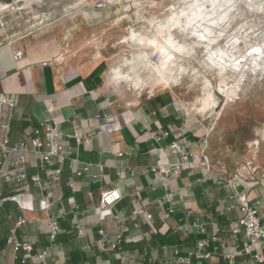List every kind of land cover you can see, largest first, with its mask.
<instances>
[{"label": "crops", "instance_id": "0c3cea01", "mask_svg": "<svg viewBox=\"0 0 264 264\" xmlns=\"http://www.w3.org/2000/svg\"><path fill=\"white\" fill-rule=\"evenodd\" d=\"M9 1L0 0V93L17 97L13 109H4L10 141L24 142L42 121H49L59 127L78 161L67 160L45 191L32 186V209H23L12 198L20 193L18 186L0 183V264H22L25 256L21 251L15 257L6 243L12 228L17 239L34 246L35 254L49 248L46 258L31 256L25 264H182L175 250L185 254L207 239L206 250L216 249L214 258H192L190 264H257L253 255L262 248L251 244L244 232L231 231L241 212L225 183L200 168H186L171 178L154 168L180 160L182 155L169 147L181 142L185 151L204 153L212 163L225 166L229 177L236 171L247 174L249 163L258 169V178L264 171L259 118L234 101L221 112L200 113L172 88L142 89L132 83H142L139 74L137 81H128L129 74L122 73L127 66L114 67L124 43L117 26L124 16L111 4L98 8L74 3L69 10L64 4L37 28L14 36L5 4ZM17 49L25 52L20 60L13 57ZM149 56L142 54L146 62ZM109 122L113 130L104 131ZM76 133H83L85 140L77 143ZM83 163L91 166L77 176ZM28 173L50 179L32 154ZM110 188L119 189L122 199L110 213H99L101 192ZM240 190L258 202L264 219L263 186L245 182ZM20 217L25 222L17 227ZM52 217L60 226L54 241ZM196 220L205 224L206 233L178 229ZM101 230L112 237L122 232V250H103ZM213 234L218 241L210 240ZM228 254H235L234 260Z\"/></svg>", "mask_w": 264, "mask_h": 264}, {"label": "rangeland", "instance_id": "374dc122", "mask_svg": "<svg viewBox=\"0 0 264 264\" xmlns=\"http://www.w3.org/2000/svg\"><path fill=\"white\" fill-rule=\"evenodd\" d=\"M104 1L119 9L118 15L124 16L123 21L117 25L124 37V43L118 48L119 56L116 57L117 62L114 67L125 65L127 67L122 70L123 74L128 73L133 80L142 81V83L132 82L133 84L142 86V89L146 90L172 88L180 99L188 102L195 111L200 113L218 111L213 107L203 108L204 99L210 91L231 87L230 92L237 95L234 102L238 103L240 109L249 111L253 117L259 118L257 125L264 130V65L249 64L239 76L233 75L230 71L222 72L219 66L209 61L208 53L203 48L196 47L192 50L191 47L195 44L194 38L188 35L186 27L174 25V21L179 19L182 21L181 25H184L186 19L183 18L188 13L199 11L195 0ZM74 3L86 4L84 0H10L5 4H8L10 13L8 21L11 22L13 18V22L10 23L13 25V35L18 36L37 28L41 25L40 21L47 16L56 15L64 4L69 10L73 8L69 6ZM202 3L207 4L205 10L211 8L204 0ZM203 10L201 11L205 12ZM241 10L243 16L239 20L243 27L238 34L241 38L237 44L239 52H235L236 55L243 54L247 47L254 43L264 49V0H245ZM170 34L185 47L175 51L176 64L172 66L174 67L172 72L167 70L168 80L166 81L162 79L163 76L158 70L156 71L161 59L156 44L152 40L157 39L167 43L166 39L170 37ZM220 38L218 48L223 54H232V45L226 44L227 40L223 37ZM242 39H245V42ZM143 53L150 56L157 54L159 59L149 64L151 65L149 67L148 62L142 58ZM136 74H139L138 79ZM221 95L220 93V101L224 99ZM230 102L232 103L229 101L225 107Z\"/></svg>", "mask_w": 264, "mask_h": 264}, {"label": "built area", "instance_id": "2783aa9c", "mask_svg": "<svg viewBox=\"0 0 264 264\" xmlns=\"http://www.w3.org/2000/svg\"><path fill=\"white\" fill-rule=\"evenodd\" d=\"M87 5L105 8L108 6L104 0H84ZM44 21L41 20L40 24ZM40 26V25H39ZM25 56V52L22 49H17L13 53L15 60H20ZM159 59L157 54L149 56L147 61L149 64L155 63ZM17 97L15 94L0 93V166L3 168L0 171V183L14 184L19 187L20 193L13 196L22 206L23 209H32L34 207V198L32 194V186L39 185L42 191H45L48 186L58 179L62 168L61 166L67 161L77 162V158L71 157L70 147L63 142L62 134L59 127L49 121H42L34 130V136L26 139L22 143L12 144L9 138V132L11 129L9 121L4 117V109H13L16 106ZM104 131L110 132L113 130L111 122L102 127ZM77 143H81L85 140L83 133L74 134ZM169 150L172 152L180 153L182 158L176 162H168L164 165H160L154 168L156 174L171 178L175 177L186 168H200L206 175L217 178L220 182H223L233 192L237 199V206L241 212V216L232 223V233L238 235L244 232L248 237L251 244L260 246L262 252H257L253 255L257 264H264V219L259 215L258 202L254 203L250 199L249 195L240 190V186L245 182L259 183L264 188V171L260 176L255 175L257 168L250 167L249 163L246 164L244 169L247 174H243L236 171L232 176H227L228 171L225 166L220 164H214L210 161L207 155L204 153H195L185 151V148L181 142H173ZM13 154H17V157L10 161L6 166L8 160ZM34 155L41 162V166L45 167L46 173L50 179L43 181L37 174L30 175L28 173L29 155ZM120 153L119 155H122ZM58 164V167L53 169L50 166ZM90 163H83L80 170L76 172L77 176H81L87 172L90 168ZM102 170L103 168L100 167ZM122 199V193L117 188L105 189L101 192L100 201L98 205V212H111V209ZM170 202L171 199L167 198ZM174 209L169 208V212L172 213ZM148 217H151L148 214ZM25 222L23 217H20L16 226H20ZM178 229L184 232H190L193 229H198L201 233H206V226L199 220L194 221L191 224H181ZM60 232V226L58 219L52 217L50 219V239L54 241ZM80 234H83L80 231ZM101 239L99 245L103 250H122L123 233L119 232L114 237L101 230ZM211 241H218L217 234H213L210 237ZM209 240H200L197 242L194 250H189L185 254H182L179 250H175L177 260L182 264H190L192 258L198 261L203 259H213L216 254V249L206 250ZM6 243L10 246L17 257L19 252H24L25 256L20 259L22 264L27 262V258L36 256L39 259H44L49 253V248H46L41 253H34V246L27 242L21 241L15 236V229H11L10 235L6 239ZM227 257L232 261L235 258V254H228Z\"/></svg>", "mask_w": 264, "mask_h": 264}, {"label": "bare ground", "instance_id": "6f19581e", "mask_svg": "<svg viewBox=\"0 0 264 264\" xmlns=\"http://www.w3.org/2000/svg\"><path fill=\"white\" fill-rule=\"evenodd\" d=\"M202 1L203 0H195V5L199 6V11L195 10L192 13H188L186 17L183 18L186 19L184 25H181L182 21L179 19L174 21V25L186 27L185 29H188V35L194 38L195 44L192 45L191 49L194 50L196 47L203 48L208 53L209 61L219 66L222 72L230 71L233 75L238 74L239 76L245 71V66L249 64L264 65V49L262 46L255 43L247 47L243 54H235V52H239L237 50V44L241 37H239L238 34L243 27L239 19L243 16L241 8H243L245 0H204L211 6V8L207 10H205L207 4L202 3ZM202 9H204L205 12H202ZM164 37L165 36H163V38ZM220 37L227 40L226 44L232 45V54H223L221 49L218 48ZM242 40L245 42V39ZM152 42L156 44V49L160 53L161 59V63L158 68L156 67V71L158 70L163 76L162 79L167 81V70L172 72L174 68L172 66L176 64L175 51H180L185 46L179 41H176L172 34L166 39L167 43L157 39L152 40ZM169 63H171V67H169ZM126 79L131 81L132 76L128 75ZM230 90L231 87L228 89H220L219 91H210L208 96L204 99L203 108L208 109L213 107L216 108L218 112H221L225 105L229 101H234L237 96L236 93L230 92ZM220 93L222 94L221 96L224 97L222 101L219 99Z\"/></svg>", "mask_w": 264, "mask_h": 264}]
</instances>
